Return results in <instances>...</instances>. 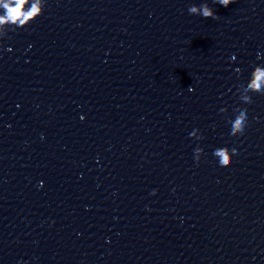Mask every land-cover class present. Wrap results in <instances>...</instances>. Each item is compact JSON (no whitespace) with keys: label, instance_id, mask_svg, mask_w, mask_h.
Wrapping results in <instances>:
<instances>
[{"label":"clouds","instance_id":"9594fccd","mask_svg":"<svg viewBox=\"0 0 264 264\" xmlns=\"http://www.w3.org/2000/svg\"><path fill=\"white\" fill-rule=\"evenodd\" d=\"M28 2V0H11L10 3L3 4L5 11L4 16H0V24L6 23V22H12L16 23L17 21L20 22L21 25H23L26 21L34 17L38 12L39 8L36 4H33L32 7L25 12L24 6ZM217 3L220 5L227 7L230 3H233L234 0H216ZM189 12L192 14L199 13L204 18L212 17L215 18L214 13L212 10L207 6L203 5L201 9H197L195 7H192L189 9ZM23 17V19H21ZM264 84V70L257 69L254 73V78L252 80V83L250 85V88L253 90H259L261 88V85ZM244 122V117H238L237 120L234 122L233 128L234 131H239L242 129ZM221 158V164L230 166L229 163V157L225 150H221L217 153Z\"/></svg>","mask_w":264,"mask_h":264}]
</instances>
